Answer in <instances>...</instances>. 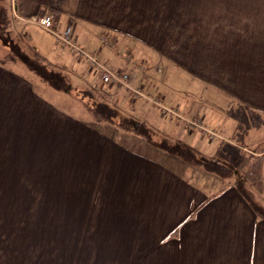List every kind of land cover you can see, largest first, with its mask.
Instances as JSON below:
<instances>
[{"label":"crops","instance_id":"obj_1","mask_svg":"<svg viewBox=\"0 0 264 264\" xmlns=\"http://www.w3.org/2000/svg\"><path fill=\"white\" fill-rule=\"evenodd\" d=\"M45 11L57 32L72 25L84 49L97 37L101 45L87 51L114 71L125 70L116 66L123 60L115 62L117 36L146 51L138 66L156 58L164 72L174 59L189 69L186 85L193 88L178 91L166 87L163 76H145L139 93L151 104L126 118L138 117L136 125L141 121L207 159L229 153V144L248 151L242 143L251 139L259 146L250 152L261 163V187L247 182L245 159L239 179L234 171L221 176L168 150L143 151L134 145L143 140L97 120L85 101L87 113L76 117L44 98L33 70L49 79L56 72L71 75L83 63L97 79L78 90L107 87L110 95L121 87L102 82L86 59L30 20ZM106 34H114L112 45L101 41ZM1 35L0 190L26 193L29 185L52 196L57 150L65 146L66 161L75 164L66 167V190L78 193L68 206L81 209V219L69 225H80L83 264H264V216L237 186L243 181L264 208V0H0ZM183 92L187 115H178ZM155 107L162 121L152 124ZM188 135H194L189 145ZM48 149L55 155L42 157Z\"/></svg>","mask_w":264,"mask_h":264},{"label":"rangeland","instance_id":"obj_2","mask_svg":"<svg viewBox=\"0 0 264 264\" xmlns=\"http://www.w3.org/2000/svg\"><path fill=\"white\" fill-rule=\"evenodd\" d=\"M44 13L51 12L45 11ZM32 18L30 20H33ZM203 34L204 33H202V35ZM2 35L0 38H2ZM15 35L18 34H14L12 37H15ZM106 36L109 39L108 44L112 45L113 37L108 36V34H106ZM16 39L19 42V38L16 37ZM117 40L119 42L116 50H118L117 55L119 59H115V62L123 60L124 63H118L116 66H118L117 68L123 67L125 69L124 71L129 74V79L126 82L124 81V83H119L121 87L118 89L116 87L113 88L110 95L106 92L108 91L107 87L90 90H78L75 88L77 85H93L95 79H97V76H95L93 80L90 74H88V68L84 66L83 63H81L77 71L71 75L66 74L65 77L56 72L53 76H50L49 79L43 76L41 77L38 72L29 69L32 71V74H34V79L37 80L39 89L44 93L43 95L46 96L44 98L51 100L59 109L77 117L87 113L86 103L91 106L100 101L109 102V100H111L114 104H112V106H116L118 110V116L113 119L112 123L106 122L109 127L121 130L125 137H131L135 139V141L137 139L143 140L139 145L134 144L143 151H147V147L160 149V146H165L171 148L172 145H176L178 142L158 132L154 128L146 126L144 123L142 124L141 121L136 125L135 121L139 119L138 117L133 118V120L131 119L129 122L125 121L123 117L136 115L139 108H145L151 104L150 101L145 99L144 95L140 97L139 93V91L142 90L140 86L142 84L141 81H144L145 76H159L160 80L163 76L166 87L178 91V89L181 90L183 87L193 88L192 85H186V80L189 78L191 72L185 66L179 65L174 59L167 61V68L164 72L158 71L157 68L161 63L156 58H152L151 62L144 64V66H138L140 64L138 61L145 58L142 53L147 54L146 51H138V48L134 47L133 42L126 44L121 36H117ZM99 44L101 45L99 39L93 36L88 44L87 50L91 53H95ZM0 48L4 49L5 47L0 43ZM130 48L133 49V55L130 54ZM127 55H129V62L125 61ZM37 56L38 55H35L34 59L38 61L40 57L38 58ZM10 57H13V55L9 53V58ZM16 57V62L23 61L17 55ZM103 57L99 55L100 59ZM40 61L43 62L41 64L45 63L42 59ZM99 62L102 63L100 60ZM23 63L25 64V62ZM46 63L47 64L44 65H51L48 61H46ZM24 64L21 63L18 66L24 67ZM103 64L106 65V63ZM41 68L45 67L40 66V69ZM81 71L83 73H81ZM113 83L114 82H111L110 84L112 85ZM55 86L59 87L62 93H56ZM198 88L200 87L197 86V89ZM66 89L68 91H66ZM68 92H70V94H68ZM156 92L157 91L153 90L149 95H152V98H154L156 95H154V93ZM135 95L137 96L136 98H134ZM187 98H189V96L183 92L180 100L181 107H178L180 111H177L178 115H187L182 111L185 104L184 101ZM78 99L81 104L78 102ZM79 107L85 111L80 110ZM164 107L165 106L159 105L160 110L158 111L164 110ZM151 112L150 120L152 124L157 121H162L156 107L152 108ZM166 112H168L167 109L163 113ZM90 114L93 115L92 113ZM171 114H173V111ZM251 125H253V123ZM143 127L145 129L144 131L142 130ZM250 128L252 129V126H250ZM249 135H252L251 131ZM64 138L65 137H63V139ZM128 138L126 139L127 141H129ZM193 138L194 135H188L185 143L189 145ZM251 138L253 137L251 136ZM239 142L242 143V141ZM250 142L251 139H247L242 143L245 144L244 146L247 147L248 151L242 150L240 154L229 144V146H225L227 147L225 151L229 153H216L217 155L213 158L229 164L232 167V171L235 172L234 174H236L239 179L241 174H243L242 171L237 169L239 162L244 159L248 161V164L257 162L255 159L258 156L253 155L250 151H253L255 148L258 149L259 146H254ZM66 151L65 146L60 148V151L57 150V186H55L56 189L52 196L38 189L37 192L31 191L30 189H35V187L29 185L25 186L26 193L22 190L10 192L0 190V264H83L80 234L77 233L80 229L76 231V228H80V225H73L72 223L69 225V220L71 221L76 218L78 222V220L81 219V209L68 206V197L70 201L77 202L76 199L78 198H76V196L78 193L72 191L68 193L66 190V167L70 162V168H75V164H72L71 160L69 161L67 158L66 161ZM54 155L55 152L53 150L48 149L47 153L42 152V157L47 156V158H49ZM239 156L241 158L243 157V159H240ZM202 160H204L203 156L196 154L194 159L191 160L192 162H189L192 165L204 167ZM0 183H2V181ZM13 188H17V185ZM41 189L44 188L42 187ZM68 227L70 229H68Z\"/></svg>","mask_w":264,"mask_h":264},{"label":"trees","instance_id":"obj_3","mask_svg":"<svg viewBox=\"0 0 264 264\" xmlns=\"http://www.w3.org/2000/svg\"><path fill=\"white\" fill-rule=\"evenodd\" d=\"M89 109L93 116L99 121L105 120L112 122L113 119L118 116L117 108L105 101L95 103L89 106ZM123 119L128 122L131 120L130 118L126 117H124ZM142 130H145L144 127L142 128ZM160 148L179 155L187 161L193 160L196 156V153L189 146L182 143L172 145L171 148L165 146H160ZM203 159V165L208 170L214 171L221 176H228L232 174V167L229 164L216 159H207L205 157H203ZM247 162L248 161L244 160L241 165V168L247 178V182L253 185L255 188L259 189L262 185L261 163L260 161L251 164H248ZM237 186L242 195L251 203L254 210L259 215L264 216V208L255 200L254 194L251 191L247 190V188L245 187V183L243 181H239Z\"/></svg>","mask_w":264,"mask_h":264},{"label":"built area","instance_id":"obj_4","mask_svg":"<svg viewBox=\"0 0 264 264\" xmlns=\"http://www.w3.org/2000/svg\"><path fill=\"white\" fill-rule=\"evenodd\" d=\"M33 22L37 25L45 28L46 30L52 31L56 35L57 42L61 44H68L73 53L78 55L81 59H86L91 67L98 73L101 78V81L104 83L119 82L124 83L129 79V74L127 72H117L112 70L107 65L100 63L95 55L90 54L82 46H80L76 39L73 37V27L72 25L68 26L63 33H59L55 30V20L51 13H44L36 15L32 18ZM103 43L108 44V37L106 35L101 37ZM165 112V110H163Z\"/></svg>","mask_w":264,"mask_h":264}]
</instances>
